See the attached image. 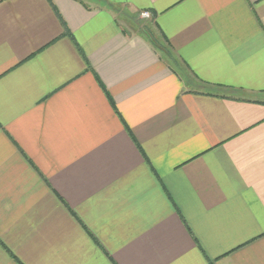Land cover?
Segmentation results:
<instances>
[{
    "label": "crops",
    "instance_id": "obj_1",
    "mask_svg": "<svg viewBox=\"0 0 264 264\" xmlns=\"http://www.w3.org/2000/svg\"><path fill=\"white\" fill-rule=\"evenodd\" d=\"M0 264H264V0H0Z\"/></svg>",
    "mask_w": 264,
    "mask_h": 264
},
{
    "label": "built area",
    "instance_id": "obj_2",
    "mask_svg": "<svg viewBox=\"0 0 264 264\" xmlns=\"http://www.w3.org/2000/svg\"><path fill=\"white\" fill-rule=\"evenodd\" d=\"M139 18H140L141 20L148 21V20H150L151 15H150L149 12L144 11V12H141V13H140Z\"/></svg>",
    "mask_w": 264,
    "mask_h": 264
},
{
    "label": "rangeland",
    "instance_id": "obj_3",
    "mask_svg": "<svg viewBox=\"0 0 264 264\" xmlns=\"http://www.w3.org/2000/svg\"><path fill=\"white\" fill-rule=\"evenodd\" d=\"M150 20H151V18H150ZM150 20H148V21H150ZM134 22H133V24L135 25V26H138L139 28H141L142 26V23L141 22H139V20H137V19H134L133 20ZM144 21V20H143ZM143 28V27H142Z\"/></svg>",
    "mask_w": 264,
    "mask_h": 264
},
{
    "label": "trees",
    "instance_id": "obj_4",
    "mask_svg": "<svg viewBox=\"0 0 264 264\" xmlns=\"http://www.w3.org/2000/svg\"><path fill=\"white\" fill-rule=\"evenodd\" d=\"M151 42L152 43H154V46H157V47H159L160 49H162V47L158 44V43H156V41L153 39V40H151ZM168 58H170V55L168 54V55H166ZM172 62L174 63V61H173V59H172Z\"/></svg>",
    "mask_w": 264,
    "mask_h": 264
}]
</instances>
